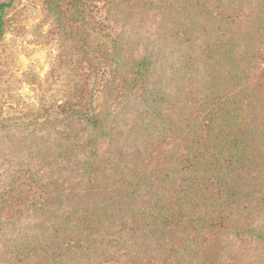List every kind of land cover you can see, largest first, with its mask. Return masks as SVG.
<instances>
[{"label":"trees","instance_id":"1","mask_svg":"<svg viewBox=\"0 0 264 264\" xmlns=\"http://www.w3.org/2000/svg\"><path fill=\"white\" fill-rule=\"evenodd\" d=\"M89 1H43L70 74L60 95L13 118L14 172L1 189L15 194L3 224L17 238L1 255L264 264V209L251 200L264 192V0H97L101 18ZM17 2L0 0V41ZM135 10L161 26L152 51L118 29ZM125 92L132 111L120 117Z\"/></svg>","mask_w":264,"mask_h":264},{"label":"rangeland","instance_id":"2","mask_svg":"<svg viewBox=\"0 0 264 264\" xmlns=\"http://www.w3.org/2000/svg\"><path fill=\"white\" fill-rule=\"evenodd\" d=\"M43 1L18 0L11 12V28L0 41V117L8 119L4 126H0V214L1 211L5 213L0 218V264H9L7 257L1 255L7 239L17 238L15 230L10 226L5 228L3 224L4 221L15 218L11 217L18 209L15 194L12 189H1L5 170L9 174L14 172L13 161L16 154L13 152V139L17 126H13V118H18L19 115L25 117L34 112L48 90L47 95H60L70 74L68 68L61 69L60 43L50 31L51 22L45 14ZM89 9L101 18L106 7L102 1L90 0ZM38 25L40 27L36 31ZM118 29L123 31L124 37L136 52L154 50L162 37L157 18L148 16L141 10H135L133 15L119 22ZM40 32L45 38L40 37ZM109 69V66L102 68L99 77H108ZM114 75L113 73L112 76ZM29 78H34L35 81L28 82L26 79ZM129 99V94L125 92L115 102V111L120 117H125L132 111ZM251 200L253 207L264 209V192L254 189ZM23 215L29 217L31 214L26 211ZM261 219L264 220V212ZM26 220L28 219L22 217V222ZM38 254L40 257L42 252L39 251ZM19 264H33V261Z\"/></svg>","mask_w":264,"mask_h":264}]
</instances>
